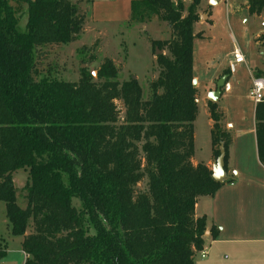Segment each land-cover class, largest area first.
<instances>
[{
  "label": "trees",
  "instance_id": "obj_1",
  "mask_svg": "<svg viewBox=\"0 0 264 264\" xmlns=\"http://www.w3.org/2000/svg\"><path fill=\"white\" fill-rule=\"evenodd\" d=\"M79 1L0 0V201L10 234L22 238L23 264H195L206 231L205 217L194 213L197 198L223 185L211 168L192 162L200 0L187 7L183 0L131 1L126 24L158 18L171 31L168 39L152 40L167 54L156 56L158 74L146 99L136 78L118 80L110 58L96 79L84 67L76 81L39 67L46 46L79 37L85 20ZM12 2L26 5L24 30ZM246 8L259 16L264 0H248ZM206 107L212 156L223 143L226 171L230 132L216 102ZM254 134L264 167V99L254 105ZM19 169L28 173L24 207L12 180Z\"/></svg>",
  "mask_w": 264,
  "mask_h": 264
},
{
  "label": "rangeland",
  "instance_id": "obj_2",
  "mask_svg": "<svg viewBox=\"0 0 264 264\" xmlns=\"http://www.w3.org/2000/svg\"><path fill=\"white\" fill-rule=\"evenodd\" d=\"M190 1L183 0L185 7ZM210 1L200 0L196 7L198 20L193 24V32L197 34L193 41V72L200 83L209 70L221 69L228 70L230 73L228 82L226 80L221 87L216 104L218 111L223 114L221 123L229 130L232 139L228 157H231V164L234 163V171L237 172L238 168L240 172L244 169L243 172L246 173V176L245 174L240 176L241 179L236 176L235 179L238 181V186L248 191L257 179L261 181L264 179V170L257 161L256 153L255 103L249 95L252 80L255 77L264 78V41L261 43L257 41L258 36L264 34V11L257 17L251 15L245 7L248 0H219L217 4L215 0ZM12 5L16 8L20 19L18 29L24 30L27 20L26 5L16 2H12ZM78 8L79 12L85 16L79 37L66 45L46 46L45 55L39 67L44 69L50 67L51 75L64 81H76L79 78V68L84 67L90 72L92 78L96 79L102 60L110 58L118 69V80L135 77L141 87L142 98H148L149 83L158 74V66L155 64L156 56L167 54L165 49L156 47L152 40H164L170 37L171 31L166 22L154 18L135 25H128L126 21L96 25L88 17L89 0H80ZM209 9L210 15L206 13ZM83 46L93 47V49L79 53ZM156 48L160 50V53H155ZM234 49L242 54L243 62H233ZM91 54L95 57L89 62ZM212 86L215 87L214 83ZM195 87H197L196 84ZM197 91L199 95V89ZM199 99L197 116L193 122L194 144L197 154L204 156L209 152L210 147L209 117L201 96ZM117 104L121 105L119 101ZM227 123L232 125L231 128L230 125L226 126ZM213 161H215L214 157ZM249 173L254 181L248 180ZM27 175V171L23 169L15 171L12 175L14 185L18 189L17 204L20 207L25 206L21 188L27 180ZM145 182L146 180L142 181L138 188L144 189ZM256 195L259 207L254 216L261 219L259 227L264 233V181L263 186L260 185L256 189ZM74 204L77 205L78 201L74 200ZM20 240L21 237L10 234L4 203L0 201V246L5 251V255L0 258V264L24 263V254L20 251ZM254 245L264 248L260 244ZM200 257L198 252L194 262H198Z\"/></svg>",
  "mask_w": 264,
  "mask_h": 264
},
{
  "label": "crops",
  "instance_id": "obj_3",
  "mask_svg": "<svg viewBox=\"0 0 264 264\" xmlns=\"http://www.w3.org/2000/svg\"><path fill=\"white\" fill-rule=\"evenodd\" d=\"M131 1L132 0H89L88 17L90 21L96 25L125 22L129 18ZM212 1L213 0L210 2ZM218 1L219 0H215V4H217ZM210 12L209 9L206 13L210 15ZM200 18H202V16ZM222 71L221 69L209 70L202 83L199 82V79L193 72L194 79L196 80V88L199 89L197 104L201 96L202 102L206 106V101L209 100L207 98V93L214 89L212 85L223 74ZM229 77L227 78V82ZM228 125H230L231 128L232 125L227 123L226 126L228 127ZM210 127L211 120L208 118L209 134ZM231 147L232 139L228 146L229 154ZM192 162L194 165L203 163L212 169L214 161L211 139L209 152L204 156L197 154L194 144ZM233 164H231V157H228L225 180H232L231 182H224L212 196H200L197 198L194 213L196 217L203 216L206 220L203 247L206 253L204 257H200L198 262H194L195 264H264V248L254 245L260 244L264 247V233L259 227L261 219L254 216L255 211L259 207V203L256 199V189L259 188L260 185L263 186L264 179L263 181L257 179L253 186L246 191L244 188L238 186V181L235 179V176L237 178L244 176V174L246 176V173L243 172L245 170L243 169V171L240 172L237 168L236 172L234 171L235 166H233ZM259 165L264 170V167L261 166L260 163ZM229 175L232 176L229 177ZM248 180L254 181L251 173H249ZM13 183L15 184L14 181ZM211 228L217 230L215 236L211 235ZM251 247L254 248L251 249ZM25 258L26 256L24 254V260Z\"/></svg>",
  "mask_w": 264,
  "mask_h": 264
},
{
  "label": "water",
  "instance_id": "obj_4",
  "mask_svg": "<svg viewBox=\"0 0 264 264\" xmlns=\"http://www.w3.org/2000/svg\"><path fill=\"white\" fill-rule=\"evenodd\" d=\"M155 53L156 54L160 53V50H158L156 48L155 49ZM84 65L86 66L87 64H84ZM93 74L94 73H92V75ZM228 76H229L228 74H222L214 82V85H215L214 89L210 90L207 93V98L210 101L216 102V100L220 96L221 87H223V85L225 84V81L227 80ZM133 78H135V77H133ZM192 83H193V86H195L196 80L193 79ZM218 150H219L218 156L216 157V159H215V161L213 162V165H212V178L216 182H218L220 184H224L225 179H226V171H225V168H224V165H225L224 159H225L226 152H225V147H224L223 143H220Z\"/></svg>",
  "mask_w": 264,
  "mask_h": 264
},
{
  "label": "built area",
  "instance_id": "obj_5",
  "mask_svg": "<svg viewBox=\"0 0 264 264\" xmlns=\"http://www.w3.org/2000/svg\"><path fill=\"white\" fill-rule=\"evenodd\" d=\"M232 56H233L234 63H241L244 61L242 54L237 49H234L232 51ZM249 95L253 99L255 104L264 99V78L255 77L252 80V85L250 88ZM205 253L206 251L204 249L201 250L200 256L204 257Z\"/></svg>",
  "mask_w": 264,
  "mask_h": 264
}]
</instances>
